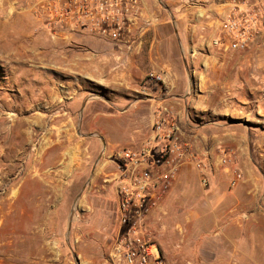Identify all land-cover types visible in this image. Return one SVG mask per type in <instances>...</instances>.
Returning <instances> with one entry per match:
<instances>
[{
    "label": "crops",
    "instance_id": "crops-1",
    "mask_svg": "<svg viewBox=\"0 0 264 264\" xmlns=\"http://www.w3.org/2000/svg\"><path fill=\"white\" fill-rule=\"evenodd\" d=\"M60 1L64 0H0L1 215L7 202L18 199L23 185L37 180V155L45 157L55 146L66 152L75 126L83 137L99 138L102 149L140 148L152 136L158 107L168 106L190 112L192 121L182 122L198 147L202 137L212 144H242L245 135L224 124L236 108L254 104L264 116V35L244 52L217 53L220 57L212 58L210 67L186 68V78L180 71L164 73L166 84L152 85L146 95L144 66L155 65L154 50L161 43L165 21L160 20L131 57L119 60L117 43L50 10V3ZM228 8V0H213L203 10L204 21L220 27L219 13ZM194 13L186 9L181 20L191 30L200 21ZM196 173L183 165L174 187H188ZM4 221L1 216L3 255L6 247L15 251L14 244L6 242ZM180 235L177 230L157 232L166 264H230L229 248L221 253L217 248L190 246ZM101 264L114 263L105 259Z\"/></svg>",
    "mask_w": 264,
    "mask_h": 264
},
{
    "label": "rangeland",
    "instance_id": "rangeland-1",
    "mask_svg": "<svg viewBox=\"0 0 264 264\" xmlns=\"http://www.w3.org/2000/svg\"><path fill=\"white\" fill-rule=\"evenodd\" d=\"M143 2L165 21L161 43L154 50L155 65L144 66L146 73L180 71L186 78V68L210 67L211 59L220 57L215 52L206 56L198 51L201 42L211 41L217 32V26L204 21L207 16L203 10L213 0ZM186 9H194L193 16L200 20L193 30L181 23ZM231 93L233 103L236 92ZM185 113L178 119L182 139L199 165L184 162L179 172L188 165L197 173L188 187H174L176 179L163 192L159 186L154 190L160 207L149 220L152 238L157 243L158 230H177L179 235L185 233L179 239L182 236V242L190 246L217 248L221 253L229 248L230 264H264V116L254 104L236 108L226 115L224 124L245 135L242 144H212L202 137L197 147L187 137L192 131L183 125ZM72 130L74 138L69 140L68 150L63 153L55 146L45 157L38 154L37 180L23 185L20 194L16 192L18 199L5 204L0 218L5 219L6 242H12L15 251L6 247L3 255L0 247V264H101L110 260L107 236L119 226L118 202L112 188L116 171L112 150L102 149L97 137L88 139L76 133V126ZM224 157L228 158L226 163L221 162ZM235 171L242 179L232 186ZM202 178L207 179L206 185Z\"/></svg>",
    "mask_w": 264,
    "mask_h": 264
},
{
    "label": "built area",
    "instance_id": "built-area-1",
    "mask_svg": "<svg viewBox=\"0 0 264 264\" xmlns=\"http://www.w3.org/2000/svg\"><path fill=\"white\" fill-rule=\"evenodd\" d=\"M228 3L229 8L219 13L220 27L211 41L201 42L199 52L245 51L264 32V0H228ZM49 8L59 18H69L77 26H85L103 39L117 43L119 60L140 49L145 37L161 20L143 0H64L50 3ZM145 81L149 84L144 89L146 95L152 85L166 84L164 74L156 70L147 72ZM180 114L171 107L160 106L146 144L112 150L110 156L116 167L112 188L118 202L119 226L107 237L111 246L109 257L114 264H166L149 231L152 212L160 207L154 190L159 186L163 192L169 187L184 162L199 165L197 156L182 139ZM184 117L190 120L187 112ZM227 160L224 157L221 162ZM241 179L242 174L235 171L231 185L236 186ZM202 183L206 185L207 179L202 178Z\"/></svg>",
    "mask_w": 264,
    "mask_h": 264
},
{
    "label": "bare ground",
    "instance_id": "bare-ground-1",
    "mask_svg": "<svg viewBox=\"0 0 264 264\" xmlns=\"http://www.w3.org/2000/svg\"><path fill=\"white\" fill-rule=\"evenodd\" d=\"M263 109V108H262ZM262 111V110H261Z\"/></svg>",
    "mask_w": 264,
    "mask_h": 264
},
{
    "label": "water",
    "instance_id": "water-1",
    "mask_svg": "<svg viewBox=\"0 0 264 264\" xmlns=\"http://www.w3.org/2000/svg\"><path fill=\"white\" fill-rule=\"evenodd\" d=\"M71 220H72V218H71Z\"/></svg>",
    "mask_w": 264,
    "mask_h": 264
}]
</instances>
